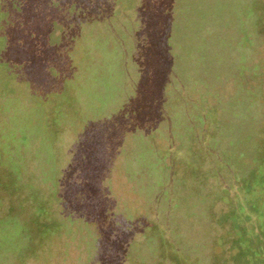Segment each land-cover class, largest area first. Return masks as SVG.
<instances>
[{"label":"rangeland","instance_id":"1","mask_svg":"<svg viewBox=\"0 0 264 264\" xmlns=\"http://www.w3.org/2000/svg\"><path fill=\"white\" fill-rule=\"evenodd\" d=\"M72 1L0 53V264H264V0Z\"/></svg>","mask_w":264,"mask_h":264},{"label":"trees","instance_id":"2","mask_svg":"<svg viewBox=\"0 0 264 264\" xmlns=\"http://www.w3.org/2000/svg\"><path fill=\"white\" fill-rule=\"evenodd\" d=\"M67 1L69 3H71V5L73 4L72 0H58L57 3L58 5H56L58 8L55 10V4L51 3V0H41V3L45 2V10L50 14V20L48 18H40V20L38 19V13H39V5H36V3H33L30 0H0V5L1 7L4 8V14H0V17H5V28L3 29V35H0V47L3 48V50L0 51V53L2 52V54H4L5 51H7L8 49H16V53L20 52L22 49L21 47H28L30 45V42L32 44V40H31V36L33 35V40H37L40 42V44L37 46L35 45V55L37 56L39 62H46L48 63V59L50 58V51L51 49H54V46L51 45L48 41V37L47 36H43L42 32H38L36 34L33 33L36 27H39L38 25L44 26L47 22H51L54 21V19H61L64 15V2ZM80 1V0H77ZM83 3L87 4V9L89 10V13L92 12L90 10H92V6L96 7L97 3H101V5H99V9L96 11L97 12V16L100 17V19L98 18L97 21L95 23V26H97L99 23L100 25H106L107 27L110 28V26H116V27H120L122 26V24H116V22H119L120 18H123L122 12H128L129 16H128V20L132 21L137 17L136 13L131 9L130 11H127L123 8L124 3L119 1V0H94V2H92V0H81ZM40 2V0H39ZM139 5L137 7H140V0H138ZM70 6V5H69ZM62 10V13H61ZM103 13H107V14H103ZM140 13V12H138ZM111 15V17H110ZM116 21V22H115ZM123 23V22H122ZM1 24V23H0ZM48 24V23H47ZM163 25V24H162ZM47 27V26H46ZM40 30V29H39ZM42 30V29H41ZM160 30L162 31V28L160 26ZM32 35H31V33ZM47 37V38H46ZM43 39V42L40 41ZM113 40L116 41H122V39H120L119 37H115ZM45 41H47V43H45ZM151 45V39H149L147 41V43L145 45L142 46L141 52L142 53H146L149 57H150V52H148L149 47ZM13 46V47H12ZM18 56V55H17ZM55 56V54H54ZM11 57V55H10ZM5 58V57H4ZM60 58V57H58ZM18 59V58H17ZM16 60V58H15ZM44 62V64H45ZM7 63V66H12L13 65V60L9 59ZM7 66H5V69H7ZM22 64L19 63V61L15 62V69L20 70L19 72L23 73V68H22ZM15 71V72H16ZM72 90V89H71ZM55 95H57L54 92ZM152 136V140L155 138L154 134L151 135ZM156 139V138H155ZM154 141V140H153ZM152 141V142H153ZM154 143V142H153ZM155 144V143H154ZM176 169V168H175ZM173 169V170H175ZM250 177H251V172L248 174V178L249 180H245L243 179V181H247L246 184H244V186H242L240 188V192L244 197L246 196V194L250 193L251 190H247L249 187L248 185L250 184ZM246 185V187H245ZM242 201V200H241ZM105 213H108V210H105ZM94 218V217H91ZM96 225V224H95ZM96 229L98 232V235L100 234V239L103 240V236L104 233L102 230L107 229V226H102V228L100 229V225L98 224V226L96 225ZM100 231V232H99ZM97 232L95 231V233L97 234ZM114 236L116 237V239H114ZM150 239L151 238V233H150ZM109 243L108 246L111 245L110 242L114 243H118L119 245H122L123 247L128 246V252L126 253V257L129 259H134L136 257V250H137V245H133L131 244V241L127 239V241H125V239H118V236L116 235H109V237H107ZM133 240V239H132ZM103 244V241L101 242ZM234 244V246L236 247L237 244H235V242H232ZM139 246H141V244H138ZM133 246L135 248H133ZM125 247V248H126ZM129 247L130 250L134 253L131 254V251H129ZM103 248V247H102ZM109 248V247H108ZM111 248V247H110ZM112 249V248H111ZM115 249V248H114ZM231 256H234V254H232ZM67 257V256H66ZM237 260V259H236Z\"/></svg>","mask_w":264,"mask_h":264},{"label":"flooded vegetation","instance_id":"3","mask_svg":"<svg viewBox=\"0 0 264 264\" xmlns=\"http://www.w3.org/2000/svg\"><path fill=\"white\" fill-rule=\"evenodd\" d=\"M60 242V241H59Z\"/></svg>","mask_w":264,"mask_h":264}]
</instances>
